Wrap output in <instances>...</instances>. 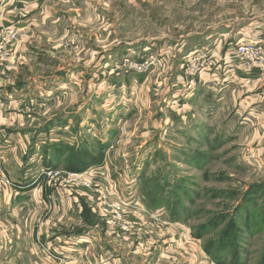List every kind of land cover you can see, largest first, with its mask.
Wrapping results in <instances>:
<instances>
[{
  "label": "rangeland",
  "instance_id": "1",
  "mask_svg": "<svg viewBox=\"0 0 264 264\" xmlns=\"http://www.w3.org/2000/svg\"><path fill=\"white\" fill-rule=\"evenodd\" d=\"M41 4L0 24L19 34L0 63V131L19 137L11 155L27 163L0 158V194H13L23 171L37 194L84 198L65 228L95 229L101 241L88 261L78 239L72 255L40 241L48 264H264V122L241 124L237 94L223 106L214 100L225 91L197 93L195 81L251 74L230 53L255 44L264 54V0ZM101 165L107 185L97 173L90 187L66 177ZM46 169L62 178L50 182ZM44 206L43 227L53 210Z\"/></svg>",
  "mask_w": 264,
  "mask_h": 264
},
{
  "label": "crops",
  "instance_id": "2",
  "mask_svg": "<svg viewBox=\"0 0 264 264\" xmlns=\"http://www.w3.org/2000/svg\"><path fill=\"white\" fill-rule=\"evenodd\" d=\"M41 2H44V0H0V24L14 22L18 19V13L19 19H22L20 17H30L42 7ZM43 17L44 15H41L37 22ZM261 73L257 75L247 74L240 70L235 71L232 68L222 73L220 80H217V78L215 80L214 75L208 76L201 74L195 80L198 85L197 93L202 90L200 89L202 86L205 87L206 93H209V96H212L211 90H215L217 93L221 92L222 94L225 91V97L221 96L223 98L214 101L218 102L222 99L224 106L227 103L231 105V101L235 99V106L243 109V122L241 121V124L250 126L249 123L253 124L255 121L256 123L259 122V124H262L264 122V73ZM229 85L233 86L230 87ZM232 89L236 91H232ZM234 94L238 95L237 98L233 97ZM209 109H211L210 106L207 107V112L210 111ZM262 127L264 128L263 124ZM243 131L247 132V129L244 128ZM262 136H264V133ZM12 137L10 136L13 140H10L5 132L0 131V143H4L0 146V148L2 147L0 150V158L3 160L2 163L5 161V163H16V166L22 170L27 163L24 164L23 159H18L16 155H11L12 153H16L17 147L21 150L19 137L16 136V142H14V138ZM4 148L6 149L5 151H3ZM101 167L104 168L105 166L85 167V170L100 169ZM22 173L23 171L19 174V180L16 181L18 186L12 195L0 194V215L5 218V221L3 219L0 220V264H25V260L27 264H48L49 261L45 258L44 253L39 250V242H43L53 251L57 252L60 250L59 252H62L61 254L72 255L74 253L73 250H75L71 247L72 242L70 240L72 238L78 239L76 241L77 244L74 246L80 247V257L83 258L86 256L87 261L91 259L88 257L87 250L93 240L97 245L96 248L101 249L98 232L88 227L79 230L65 228V224L76 220L80 221L79 212L83 209L81 203L84 198L81 199V197L68 195L62 196L60 194L59 196L53 195L49 197L48 195L43 196L37 194L35 186L30 187L29 185L27 187L28 184L26 185V183L29 180ZM46 203L49 206L53 205V210L50 219L46 220L45 226L43 227L39 215L44 208L46 209L44 206ZM147 211L151 214L149 210ZM7 215L12 219V221L10 220V224L6 222ZM58 215L60 219L56 220L58 219ZM57 224V227H53ZM10 226H13V228H10ZM167 234L166 232L165 235ZM193 245L188 251H192ZM84 254L85 256L82 257ZM97 258L102 259L100 256H96L94 258L95 263L98 261ZM101 261V264H122L120 259L114 257L111 259L107 258L104 262L103 259Z\"/></svg>",
  "mask_w": 264,
  "mask_h": 264
},
{
  "label": "built area",
  "instance_id": "3",
  "mask_svg": "<svg viewBox=\"0 0 264 264\" xmlns=\"http://www.w3.org/2000/svg\"><path fill=\"white\" fill-rule=\"evenodd\" d=\"M18 41H19V34L15 33V30L13 28L11 27H9L8 29L5 28L0 32V63L4 62L6 59L11 57L12 49L16 47L15 45L17 44ZM233 51L234 52L230 53V55H233V57L231 58L237 59L238 63L236 65H239L242 68L244 66L246 72L255 74L258 73L259 70L251 71L252 69L256 70L262 68L264 63V54L262 53V49H259V46L255 44L238 45L236 46V49ZM1 103H2V98L0 97V107H2ZM100 170L101 172H98L97 168L90 169L81 174H68L66 175V177L69 180L78 178L80 179V182H82L84 186L90 187L88 179H90L92 173H97L96 175L102 181L101 183L103 185L104 184L107 185V183H105L104 181L105 174L102 172L104 168L101 167ZM40 175L41 176L44 175L50 182L52 181L56 182L58 177L62 178L60 174L58 175L57 170H53V169H46L42 171ZM84 179H86L87 181ZM108 190L111 192L110 189ZM107 204L109 205L110 202L107 201ZM115 206H117L121 210L126 207V204H124V202L122 203L121 201L120 202L118 201ZM130 206L132 205L128 203V207Z\"/></svg>",
  "mask_w": 264,
  "mask_h": 264
},
{
  "label": "trees",
  "instance_id": "4",
  "mask_svg": "<svg viewBox=\"0 0 264 264\" xmlns=\"http://www.w3.org/2000/svg\"><path fill=\"white\" fill-rule=\"evenodd\" d=\"M58 151H61L60 149H58ZM57 152V151H56ZM58 155V153H56ZM56 156V155H55Z\"/></svg>",
  "mask_w": 264,
  "mask_h": 264
}]
</instances>
